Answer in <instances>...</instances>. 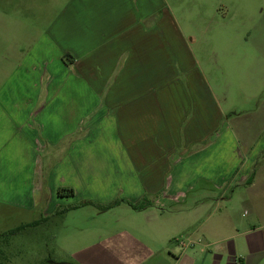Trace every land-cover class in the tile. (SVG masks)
Here are the masks:
<instances>
[{
  "label": "rangeland",
  "instance_id": "rangeland-1",
  "mask_svg": "<svg viewBox=\"0 0 264 264\" xmlns=\"http://www.w3.org/2000/svg\"><path fill=\"white\" fill-rule=\"evenodd\" d=\"M125 1L131 3H110L112 8L117 6L113 17L118 20ZM78 3L0 0V46H31L30 36L22 41L20 31L36 32L34 37L44 42L46 37L55 38L59 46L74 39L71 29L91 26L106 30L108 36L120 33L110 26V12L101 10L97 20L85 13L70 16L69 6ZM131 9L138 17L140 41L154 39L157 72L163 61L171 65L170 80L162 83L156 76L155 90L160 111L171 114L172 128L206 126L211 130L209 142L212 133L226 135L232 127L257 124L264 110V0H132ZM99 108L68 132L61 127L49 130L39 124L36 114L28 116L25 126L0 131L6 140L0 142V160L7 161L0 163V259L8 264H229L230 258L239 264L231 256L237 231L259 222L248 207L227 203L230 192L196 205L197 190L185 205L138 211L130 203L141 200L123 196V188L115 186L121 182L116 172L103 174L97 163L71 164L70 157L81 156L84 150L109 169L116 170L115 154L123 162L119 169L128 165L133 148L125 155L107 141L111 133L99 123ZM108 110L115 116L113 108ZM95 120L96 129L87 131ZM86 131L91 132L90 138L72 150L73 142ZM22 142L32 156L21 157L23 150L17 144ZM238 142L230 143V154L241 159L234 170L239 175L249 151ZM139 155L145 157L143 148ZM192 155L181 151L172 169L175 165L188 168ZM132 157L136 159L135 154ZM258 161L259 157L252 172L261 165ZM74 182L86 197L96 200L69 196L70 189L75 192ZM16 229L18 233L2 236Z\"/></svg>",
  "mask_w": 264,
  "mask_h": 264
},
{
  "label": "crops",
  "instance_id": "crops-1",
  "mask_svg": "<svg viewBox=\"0 0 264 264\" xmlns=\"http://www.w3.org/2000/svg\"><path fill=\"white\" fill-rule=\"evenodd\" d=\"M112 2L115 0L106 3L105 0H79L77 5H70L67 12L73 18L85 13L95 20L99 19L101 10L110 12L111 28L120 31L115 35L108 36L106 30L86 26L71 29L74 39H70L67 46H59L55 38L46 37L44 42L43 38L34 37L36 32L20 31L22 41L30 36L31 46H0V131L25 126L28 116L36 114L39 124L49 130L61 127L68 132L73 126H80L92 109L101 107L102 122L99 123L111 133L107 141L113 142L125 155L133 148L136 159L130 154L129 166L119 169L123 162H118V154H115L116 170H112L101 159H94L83 150L81 156L70 157L71 164L97 163L103 174L116 172L121 182H116L115 186L123 188L127 200L148 198L151 206L144 210L146 212L161 206L185 205L197 190L200 197L194 201L196 205L206 199L214 200L218 193L230 192L227 203L248 207L259 222L252 223L242 233L237 231L231 256H235L239 264H261L264 259V110L257 124L232 127L226 135L220 132L214 137L212 133L209 142L211 130L206 126L191 124L172 128L171 114L166 109L160 111L155 90L156 76L162 83L170 80L171 65L163 61L157 72L153 62L154 39L150 43L146 39L145 44L144 38L140 41L132 0L130 4L125 1L121 7L119 20L113 17L117 6L112 8ZM69 55L70 61H67ZM104 104H108L107 107ZM108 108L115 110V116H111ZM97 122L90 123L86 130L96 129ZM87 131L73 142L72 150L90 138L91 132L87 134ZM3 135L0 134V142L5 144ZM236 141L249 151H246L248 157L243 158L246 164L239 175L234 170L242 163L241 159L235 153L230 154V143L235 145ZM60 145L54 144L59 148ZM17 146L23 150L22 158L33 155L25 143ZM140 148L145 150L146 158L139 155ZM181 151L193 153L188 159L191 165L186 169L175 165L172 169V164L180 161ZM257 157L261 165L252 172ZM1 162L7 161L3 158ZM52 169L56 172V168ZM251 176L253 180L249 182ZM125 179L127 183L123 182ZM72 184L75 195L96 200L86 197L78 183ZM228 263L233 264L230 258Z\"/></svg>",
  "mask_w": 264,
  "mask_h": 264
},
{
  "label": "trees",
  "instance_id": "trees-1",
  "mask_svg": "<svg viewBox=\"0 0 264 264\" xmlns=\"http://www.w3.org/2000/svg\"><path fill=\"white\" fill-rule=\"evenodd\" d=\"M253 180V176H251V178L249 179V182H252ZM68 191V190H67ZM60 194V193H59ZM69 196H74L75 195V192L73 189H70L69 190V193H68ZM89 204H94L92 202H87ZM130 205L135 209V210H138V211H144L146 210L147 208H149L151 206V203L150 201L148 200L147 197H144L139 203H130ZM43 221V220H42ZM33 226V224H30L29 226ZM28 225H26L24 228H28L29 227ZM21 229V228H20ZM20 229H16L15 231H10L6 234H3L2 236H6V235H13V234H16L19 232ZM0 264H8L6 263L5 261L1 260L0 259Z\"/></svg>",
  "mask_w": 264,
  "mask_h": 264
},
{
  "label": "water",
  "instance_id": "water-1",
  "mask_svg": "<svg viewBox=\"0 0 264 264\" xmlns=\"http://www.w3.org/2000/svg\"><path fill=\"white\" fill-rule=\"evenodd\" d=\"M51 263V262H50ZM64 264H67V263H64Z\"/></svg>",
  "mask_w": 264,
  "mask_h": 264
}]
</instances>
